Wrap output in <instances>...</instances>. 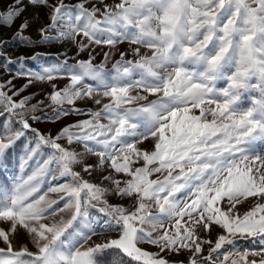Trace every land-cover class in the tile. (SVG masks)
<instances>
[{
    "label": "snow or ice",
    "instance_id": "6c2138e0",
    "mask_svg": "<svg viewBox=\"0 0 264 264\" xmlns=\"http://www.w3.org/2000/svg\"><path fill=\"white\" fill-rule=\"evenodd\" d=\"M0 9V264H264V0Z\"/></svg>",
    "mask_w": 264,
    "mask_h": 264
},
{
    "label": "rangeland",
    "instance_id": "374dc122",
    "mask_svg": "<svg viewBox=\"0 0 264 264\" xmlns=\"http://www.w3.org/2000/svg\"><path fill=\"white\" fill-rule=\"evenodd\" d=\"M9 0H4V7L7 6ZM2 10V9H0ZM38 11V9H34L32 7L28 8V11L25 13V17L29 18L31 20V17L33 16V13ZM39 11L41 12V18L38 21H32L31 22V26L28 29V34H31L33 36H35V29L41 24L44 23V17H43V10L39 9ZM24 17H22L21 19H23ZM21 20H17L16 23L13 25V27L11 29H7V28H0V38L6 39L10 41V46L6 47L3 51L6 53H12L13 54V58H15V56L20 55L21 53H26V54H31L32 51H38L41 53H56L59 51H63V49L60 46H50V47H40L37 49H24L21 47H18L17 44L15 43H11V37L13 36V34L16 32L18 25L20 24ZM124 47H126V45H122L121 48L123 49ZM69 55H72L75 52V48H69ZM99 51V49H98ZM82 58H87L86 54L83 55ZM100 57H97V61H99ZM0 63H2V61H0ZM41 64V61H28L27 62V67L31 68V69H37ZM16 66H13V70H15ZM9 77L8 75L3 71L2 68H0V80H7ZM25 80L22 79H18L15 80L14 83L19 87L20 85H22L23 83H25ZM61 84H63V81H60ZM51 91V89L49 88V86L47 84H34L32 87H30L26 93H24V95H27L29 93H37V99L41 98V96L43 95L44 92H49ZM35 102V101H33ZM79 106L83 107L84 105L81 103L79 104ZM86 117L81 116V117H68L65 120H62L61 123L59 124H55V125H51V124H40V125H35L39 128H41L42 131H52L53 133H55L60 127L63 126V124L66 123H70L72 121L75 120H82L85 119ZM264 147V146H261ZM21 153V145L18 143L17 146L15 147V149L11 152L8 163H9V170L10 171H15V165L17 163V159L19 157ZM95 162V158H90L89 159V163H93ZM97 177L94 176L93 179H96ZM115 202V201H114ZM126 203V202H125ZM249 247H251V245H249ZM106 259V258H105Z\"/></svg>",
    "mask_w": 264,
    "mask_h": 264
},
{
    "label": "trees",
    "instance_id": "16d2710c",
    "mask_svg": "<svg viewBox=\"0 0 264 264\" xmlns=\"http://www.w3.org/2000/svg\"><path fill=\"white\" fill-rule=\"evenodd\" d=\"M107 259V257H105Z\"/></svg>",
    "mask_w": 264,
    "mask_h": 264
}]
</instances>
